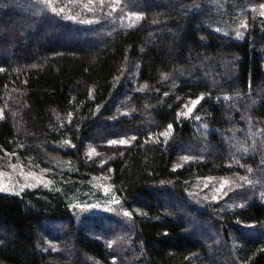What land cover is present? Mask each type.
I'll use <instances>...</instances> for the list:
<instances>
[{
    "label": "trees",
    "instance_id": "1",
    "mask_svg": "<svg viewBox=\"0 0 264 264\" xmlns=\"http://www.w3.org/2000/svg\"><path fill=\"white\" fill-rule=\"evenodd\" d=\"M123 2L141 16L133 26L0 0V160L31 161L54 182L0 192V264H264V17L232 38L210 0ZM90 143L109 160H89ZM235 173L256 182L243 203L189 198L196 176ZM99 174L130 222L71 210Z\"/></svg>",
    "mask_w": 264,
    "mask_h": 264
},
{
    "label": "rangeland",
    "instance_id": "2",
    "mask_svg": "<svg viewBox=\"0 0 264 264\" xmlns=\"http://www.w3.org/2000/svg\"><path fill=\"white\" fill-rule=\"evenodd\" d=\"M17 4L35 9L41 14L51 13L58 18L70 20L81 25H89L94 22L98 18L96 16L99 12L116 14L126 26L135 25L140 20L136 19V16L141 18L140 14L127 9L123 0H103V2L102 0H10L11 6H16ZM210 4L219 14V21L215 29L224 36L232 38H243L245 36L251 16L264 17L261 14L264 13V2L242 1V3H239L237 0H210ZM100 22L105 24V19L101 18ZM238 32L240 33L239 36L237 35ZM128 111L129 109H125L122 113H127ZM165 133H168V135H164ZM165 133L163 134L165 139L167 141L170 140L173 131ZM122 140H127L128 143H119ZM133 140L132 136L118 137L109 140L108 144L109 146H123L131 144ZM249 140L252 142V137ZM113 141L117 143H113ZM186 145L187 143H184V146ZM93 149L95 150V154H90ZM193 151H184L178 158L175 166L179 167L196 160L197 157H201L202 153H199L197 150ZM86 154L89 160L93 159L98 161L99 164H104L111 157V154L106 149L99 148L94 143L87 145ZM64 162L66 166L70 165V161L66 160ZM252 176L249 173L198 175L193 178L191 186L188 189L189 198L199 204L208 206L218 204L220 203L219 201L229 202L230 206L241 204L244 202V193H241V191L247 187L256 186L255 179ZM88 180L86 186L79 193H74L70 197L72 200L70 208L76 217L81 218L92 214L119 215L125 222H130L131 212L123 206L110 178L105 174H99L90 176ZM225 181L227 183H224ZM42 186L48 188L54 186L51 174L42 168H36L31 161L16 162L9 156L3 155L0 160V188L7 190H0V192L22 194L26 190ZM124 224L126 223H121L120 226ZM211 235L213 236V233ZM53 247L56 248V246ZM115 249L117 250L119 247Z\"/></svg>",
    "mask_w": 264,
    "mask_h": 264
},
{
    "label": "snow or ice",
    "instance_id": "3",
    "mask_svg": "<svg viewBox=\"0 0 264 264\" xmlns=\"http://www.w3.org/2000/svg\"><path fill=\"white\" fill-rule=\"evenodd\" d=\"M102 2H103V0H102ZM89 10H91V9H89ZM53 11H55V9H53ZM262 15H264V13H261ZM133 15H135V14H133ZM73 18H75V17H73ZM130 19H131V17H130ZM136 19H140V17L139 16H136ZM133 22H135V21H133ZM237 35L239 36L240 35V33L238 32L237 33ZM199 101L197 100V101H194L193 102V106H195V104L196 103H198ZM191 108H189L188 109V112H191ZM187 114V113H186ZM171 128V126H169V129ZM164 135H168V133H165ZM134 139V138H133ZM113 143H117L116 141H113ZM119 143H121V144H126V143H128V141L127 140H122V141H119ZM90 154H95V150L93 149L92 150V153H90ZM224 183H227V181H225ZM0 190H7V189H3V188H0Z\"/></svg>",
    "mask_w": 264,
    "mask_h": 264
}]
</instances>
